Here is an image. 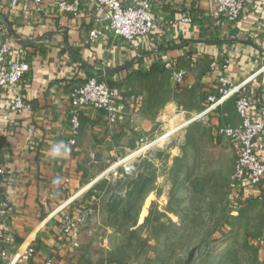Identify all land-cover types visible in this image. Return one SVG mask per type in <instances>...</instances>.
<instances>
[{
	"label": "crops",
	"instance_id": "crops-1",
	"mask_svg": "<svg viewBox=\"0 0 264 264\" xmlns=\"http://www.w3.org/2000/svg\"><path fill=\"white\" fill-rule=\"evenodd\" d=\"M152 12L153 31L128 41L104 29L100 20L104 10L89 0H82L77 12L48 4L27 11H0V46L6 37L11 45L7 61L31 65L22 82L0 96V168L7 174L3 184L9 202L7 227L18 245L35 249L34 263L52 258L55 264H88L80 249L82 235L80 240L63 235L61 218L65 213L78 214L94 196L93 215L101 212L103 193L97 185L120 157L137 146L138 134L153 129L145 86L155 75L168 78L170 100L165 110L173 104L178 83L165 68L168 62L187 73L179 83L184 89L199 88L219 96L222 77L235 85L248 81L243 91L254 101L255 118L264 120V0H250L238 21L220 25L210 16L207 0H156ZM185 17L192 22H183ZM94 29H102L103 34L88 43ZM213 62L217 67H212ZM92 76L121 89L125 115L110 126L104 113L85 108L73 147L70 92ZM17 95L32 105V111L4 119ZM217 111L218 128L240 123L235 97ZM219 137L232 145L237 161L236 143ZM244 191L264 195V185Z\"/></svg>",
	"mask_w": 264,
	"mask_h": 264
},
{
	"label": "rangeland",
	"instance_id": "rangeland-1",
	"mask_svg": "<svg viewBox=\"0 0 264 264\" xmlns=\"http://www.w3.org/2000/svg\"><path fill=\"white\" fill-rule=\"evenodd\" d=\"M153 78L145 86L153 129L138 134L144 141L116 161L118 176L104 175L97 185L102 210L78 232L82 255L88 264H264V195L233 186L234 149L217 135V109L207 111L214 94L175 84L166 111L168 78ZM130 162L136 167L130 177L152 176L140 211L131 210L139 211L132 227L110 208L129 202L122 167Z\"/></svg>",
	"mask_w": 264,
	"mask_h": 264
},
{
	"label": "built area",
	"instance_id": "built-area-1",
	"mask_svg": "<svg viewBox=\"0 0 264 264\" xmlns=\"http://www.w3.org/2000/svg\"><path fill=\"white\" fill-rule=\"evenodd\" d=\"M82 0H0V11L16 12L20 9L27 11L30 6L40 8L43 5H54L63 12H77ZM104 10L101 22L104 29L111 31L115 37L132 41L138 37L149 35L155 25V17L152 12V4L156 0H89ZM171 2L173 0H166ZM250 0H207L210 16L220 25L221 22L234 23L241 15ZM191 23L189 17L182 19ZM103 34L102 29H94L89 34L88 43L95 42ZM11 52L10 39L6 37L0 46V96L4 89L19 85L24 77L31 71V65L24 60L8 62L7 55ZM218 63L213 62L212 67ZM229 62H225V69ZM165 68L172 71L174 80L179 84L185 81L187 73L176 70L173 63L168 62ZM244 81L238 85L228 77H222L220 81V95L210 96L212 103L208 112L214 111L231 97H235V107L240 117V123L236 126H223L217 129V135L236 143L239 153L234 166L231 180L236 191H244L246 188H257L264 185V120L256 119L252 110L254 101L243 90ZM69 120L72 129L70 144L75 147L77 137L81 129V115L85 108H90L106 115L108 125H117L125 115V101L122 91L117 87H110L106 82L96 76L89 77L84 84L74 88L70 92ZM32 105L22 95L14 97L8 114L4 119H9L11 114H22L32 111ZM33 132V130H31ZM144 140L141 138L140 142ZM138 143V145H139ZM149 150V149H147ZM146 150V151H147ZM119 163V162H118ZM114 164L110 172L114 177L118 176L120 164ZM125 177H130L136 172L133 165H124ZM6 171L0 168V264H55L52 258H47L40 263H34L35 249L28 244H17V240L9 231L6 219L9 212V202L5 198L3 184L6 179ZM91 205L78 212V214L65 213L61 218L60 230L67 237L77 238L79 230L87 223L89 217L95 212L97 197L91 200ZM75 247L79 243L75 242Z\"/></svg>",
	"mask_w": 264,
	"mask_h": 264
},
{
	"label": "trees",
	"instance_id": "trees-1",
	"mask_svg": "<svg viewBox=\"0 0 264 264\" xmlns=\"http://www.w3.org/2000/svg\"><path fill=\"white\" fill-rule=\"evenodd\" d=\"M128 181V187H130V191H127L126 193V200H129V202L124 203V199H119L118 203H115L112 205L111 213L117 214L121 221L127 220V224L130 227L136 226L138 224V217H139V211L142 206V202L145 199L147 195L150 193L149 185L150 181L152 180V176L149 174H141L138 175L136 178L134 177H125ZM135 202V205H130L131 202ZM129 206L127 209L123 210L121 207L123 205ZM137 208V211L135 214H130L131 210L133 208ZM120 221V224L123 225Z\"/></svg>",
	"mask_w": 264,
	"mask_h": 264
},
{
	"label": "water",
	"instance_id": "water-1",
	"mask_svg": "<svg viewBox=\"0 0 264 264\" xmlns=\"http://www.w3.org/2000/svg\"><path fill=\"white\" fill-rule=\"evenodd\" d=\"M194 252H195V250L192 251V253H191V255H190V259L193 258Z\"/></svg>",
	"mask_w": 264,
	"mask_h": 264
}]
</instances>
